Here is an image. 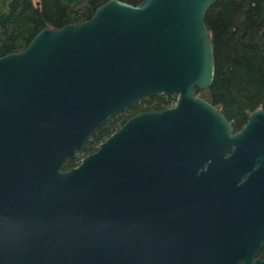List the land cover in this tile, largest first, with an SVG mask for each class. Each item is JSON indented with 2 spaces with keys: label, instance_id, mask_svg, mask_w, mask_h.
I'll return each mask as SVG.
<instances>
[{
  "label": "water",
  "instance_id": "1",
  "mask_svg": "<svg viewBox=\"0 0 264 264\" xmlns=\"http://www.w3.org/2000/svg\"><path fill=\"white\" fill-rule=\"evenodd\" d=\"M214 1L105 0L0 55V264H212L182 229L183 188L200 156L264 134V109L230 135L194 91L213 77ZM158 92L174 103L128 116L62 169L98 126Z\"/></svg>",
  "mask_w": 264,
  "mask_h": 264
},
{
  "label": "trees",
  "instance_id": "2",
  "mask_svg": "<svg viewBox=\"0 0 264 264\" xmlns=\"http://www.w3.org/2000/svg\"><path fill=\"white\" fill-rule=\"evenodd\" d=\"M105 0H0V55L22 49L40 28L86 19ZM137 3L139 0H122ZM213 46L209 86L195 93L228 120L243 121L264 109V0H215L204 13ZM172 93H152L98 126L78 152H89L128 116L170 106ZM84 153V154H85ZM78 160L73 158V165Z\"/></svg>",
  "mask_w": 264,
  "mask_h": 264
},
{
  "label": "flooded vegetation",
  "instance_id": "3",
  "mask_svg": "<svg viewBox=\"0 0 264 264\" xmlns=\"http://www.w3.org/2000/svg\"><path fill=\"white\" fill-rule=\"evenodd\" d=\"M227 121L231 135L246 117L239 123ZM260 136L258 146L242 147L249 142L232 139L221 156H200L194 180L183 188L182 229L205 250L209 263L264 259V134ZM73 158H66L62 169L72 166Z\"/></svg>",
  "mask_w": 264,
  "mask_h": 264
},
{
  "label": "rangeland",
  "instance_id": "4",
  "mask_svg": "<svg viewBox=\"0 0 264 264\" xmlns=\"http://www.w3.org/2000/svg\"><path fill=\"white\" fill-rule=\"evenodd\" d=\"M175 97H176V96H175V95H173V102H172V104H173V103H174V101H175ZM172 104H171V105H172ZM84 153H85V152H78V153H76V154H75V156H74V157L76 158V160H79V159H80V157H81V156H82Z\"/></svg>",
  "mask_w": 264,
  "mask_h": 264
}]
</instances>
